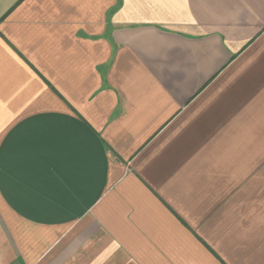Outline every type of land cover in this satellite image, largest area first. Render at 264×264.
<instances>
[{
	"label": "crops",
	"instance_id": "1",
	"mask_svg": "<svg viewBox=\"0 0 264 264\" xmlns=\"http://www.w3.org/2000/svg\"><path fill=\"white\" fill-rule=\"evenodd\" d=\"M0 264H264V0H0Z\"/></svg>",
	"mask_w": 264,
	"mask_h": 264
}]
</instances>
